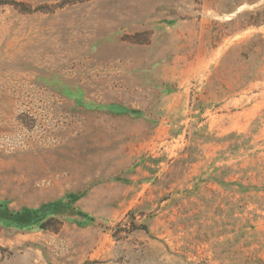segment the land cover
<instances>
[{
	"label": "rangeland",
	"instance_id": "obj_1",
	"mask_svg": "<svg viewBox=\"0 0 264 264\" xmlns=\"http://www.w3.org/2000/svg\"><path fill=\"white\" fill-rule=\"evenodd\" d=\"M1 2L0 264H264V0Z\"/></svg>",
	"mask_w": 264,
	"mask_h": 264
},
{
	"label": "trees",
	"instance_id": "obj_2",
	"mask_svg": "<svg viewBox=\"0 0 264 264\" xmlns=\"http://www.w3.org/2000/svg\"><path fill=\"white\" fill-rule=\"evenodd\" d=\"M0 4H5L1 2ZM239 48L246 49L248 52L242 56L241 60L235 58L233 62H229L227 56L222 60L220 66L215 70L214 76L208 84L210 92H207L205 99H197L198 104L196 110L199 111V116L204 115L206 110L218 108L224 104L226 99L232 95L244 90L250 84L254 83L260 76V71L264 67V38L261 36L250 40L247 45ZM262 49L259 54L256 50ZM235 49L228 53L233 54ZM141 113V112H135ZM240 193H247L251 191H259L260 188L255 186H245L236 183Z\"/></svg>",
	"mask_w": 264,
	"mask_h": 264
}]
</instances>
